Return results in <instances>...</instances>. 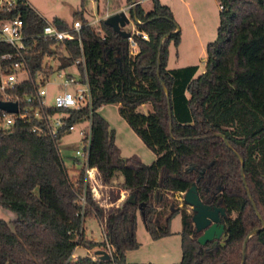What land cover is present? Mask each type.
<instances>
[{
	"label": "trees",
	"instance_id": "trees-1",
	"mask_svg": "<svg viewBox=\"0 0 264 264\" xmlns=\"http://www.w3.org/2000/svg\"><path fill=\"white\" fill-rule=\"evenodd\" d=\"M138 1L130 8L131 19L148 39L133 35L137 54L130 53L129 38L103 20L100 28L89 24L84 0L83 10L74 13L83 22L82 47L77 41L55 46L61 69L82 58L86 65L93 112L72 111L69 124L91 117L89 163L108 184L121 173L122 187L136 199L124 200L107 218L112 257H74L76 246L99 248L84 230L77 240L84 170L71 176L58 147L62 135L39 136L32 123L16 120L0 128V206L16 215L11 222L0 218V264H130L127 252L140 246L139 210L155 240L171 235L172 220L181 216L182 258L174 264H242L244 241L257 229L247 242L244 264H264V0H219L217 37L206 47V70L200 75L199 65L168 67L170 43L181 41L171 7L152 0L146 11ZM22 17L27 33L42 31L45 19L32 6L23 8ZM52 22L69 27L59 17ZM54 45L36 39L27 53L33 72ZM147 103L150 112L138 110ZM106 104H119L120 114L155 153L151 164L136 154L121 156L115 133L99 112ZM194 185L203 202L225 208L226 239L200 244L192 208L184 200L182 206L174 202L176 193Z\"/></svg>",
	"mask_w": 264,
	"mask_h": 264
},
{
	"label": "built area",
	"instance_id": "built-area-1",
	"mask_svg": "<svg viewBox=\"0 0 264 264\" xmlns=\"http://www.w3.org/2000/svg\"><path fill=\"white\" fill-rule=\"evenodd\" d=\"M27 5H30L27 0H0V100L15 102L18 106L16 113L0 109V128H7L16 120H24L32 123L33 133L56 139L69 132L76 124H69L72 111L88 108L90 116L93 112L91 84L83 58L67 67L75 68L79 78L66 74L65 83L60 85L71 90L56 95L53 104H49L47 100L49 79L56 70L52 63L59 61L58 68L61 69L55 46L65 44L67 41H77L82 47L83 22L76 19L69 24V27L61 29L44 18L45 25L42 31L38 34H29L26 32L22 17L23 8ZM134 34L148 39L147 33L138 29L135 33H131L129 41L132 55L139 51L133 38ZM37 38L53 42L55 45L51 52L44 55L41 68L33 72L27 63V53L32 49ZM80 63L83 64L82 70L78 67ZM81 121H87L88 126L80 131L82 149H78L74 156V165H80L84 170V188L77 194L82 217V227L77 240L80 239V233L85 231V220L89 218L86 212L93 209V218L100 216V226L104 236V245L96 250L107 252L111 258L114 248L107 239V218L120 208L123 201L128 198L129 191L116 184L106 183L99 168L89 163L92 120L91 117L83 116L79 122ZM182 193L184 196L185 193ZM78 247L76 246V249ZM91 257L93 260L99 258L95 251Z\"/></svg>",
	"mask_w": 264,
	"mask_h": 264
},
{
	"label": "rangeland",
	"instance_id": "rangeland-1",
	"mask_svg": "<svg viewBox=\"0 0 264 264\" xmlns=\"http://www.w3.org/2000/svg\"><path fill=\"white\" fill-rule=\"evenodd\" d=\"M28 3L45 19L52 21L59 17L67 23L79 19L74 13L82 9L83 0H27ZM138 2H141L140 0ZM163 4L171 7L176 23L181 30V41L178 46L174 42L169 46V68H180L189 65H199L197 75L206 70L207 52L206 47L217 37V30L220 25V3L219 0H161ZM84 16L92 25L100 28L101 21L109 16L124 11L130 18V23L123 29L135 33L137 26L131 19L130 8L134 2L128 0H84ZM142 5V4H141ZM153 7L152 0H144V8L150 11ZM56 70L50 76L48 84L49 104L54 103L56 95L70 91L69 87H61L65 83L66 74H72L79 78L75 68H58L59 61L52 63ZM61 74V75H60ZM150 104L141 105L138 110L143 113L151 111ZM99 112L108 121L109 127L115 133V142L119 147L121 156L128 158L134 154L138 155L143 162L151 164L155 159V153L130 127L119 111V104L103 105ZM88 126L87 121L76 123L73 128L64 134L58 141V147L63 156L70 174L74 177L81 171L80 165H74L75 152L82 149L80 131ZM175 202V197L173 198ZM176 204V203H175ZM190 208V207H189ZM191 210V208H190ZM93 209L89 218L85 220V237L87 240L97 242L98 247L104 245V236L100 226V216L93 218ZM0 218L11 222L16 218L14 212L0 206ZM93 218V219H92ZM182 227L180 216L175 217L171 223L172 234L152 239L148 233L141 211H138L137 239L139 248L127 252V262L130 264H174L179 263L182 258L181 237L179 230ZM98 249V248H96ZM87 250L80 245L74 251L75 256L93 254L96 250Z\"/></svg>",
	"mask_w": 264,
	"mask_h": 264
},
{
	"label": "water",
	"instance_id": "water-1",
	"mask_svg": "<svg viewBox=\"0 0 264 264\" xmlns=\"http://www.w3.org/2000/svg\"><path fill=\"white\" fill-rule=\"evenodd\" d=\"M134 3H137L136 0H133ZM130 18L127 16V14L124 11H121L119 13L113 14L106 18L104 20L105 24L113 28L116 32H119L122 34V36L129 38L131 37V33L124 30L123 28L127 26L130 23ZM168 36V35H167ZM167 94L168 91L165 88ZM168 102L170 100L168 99ZM0 109L5 110L10 113H16L18 111L17 103L15 102H6L0 100ZM169 115L172 117V110L171 107H169ZM221 136L225 143L231 148V145L229 141L226 139V137L223 134H217ZM241 162L244 164V160L241 157ZM243 173V179L244 183L246 184V180L244 177V169L242 168ZM249 195L251 197V194L249 192ZM128 201L136 202V199L133 195L128 196ZM186 204L190 206L194 212L193 214V223L198 232H201V235L198 237V242L202 245L206 244L209 241H214V243H217L220 239L224 240L227 237H225V224L222 222V217L225 216L226 210L224 207L221 206H212L209 203H205L201 200L198 191L197 186H192L189 190H187L184 194V199ZM251 201L255 207L254 201L251 197ZM256 208V207H255ZM257 214L259 217H261L260 213L257 211ZM264 228V226H263ZM259 229L254 230L251 232L244 241L243 246V263L245 260V253L247 249V242L249 238L254 234L257 233ZM95 254H97L101 259L108 260L110 259V255L103 251V250H96Z\"/></svg>",
	"mask_w": 264,
	"mask_h": 264
},
{
	"label": "crops",
	"instance_id": "crops-1",
	"mask_svg": "<svg viewBox=\"0 0 264 264\" xmlns=\"http://www.w3.org/2000/svg\"><path fill=\"white\" fill-rule=\"evenodd\" d=\"M141 2V4H142V6H143V8H144V0H140ZM145 9V8H144ZM79 10V9H78ZM155 158H156V155H155ZM155 160V159H154ZM123 182H124V177H123V175L121 174V173H117L116 174V176L112 179V182H111V184H116V185H118V186H120V187H122V184H123ZM183 193H176L175 194V202L176 203H178L180 206H182V203H183ZM189 211H190V209H189ZM178 216H180V215H177L176 217H178ZM180 218H181V216H180ZM93 219V218H92ZM181 230H182V227L180 228V230L178 231L179 232V235H180V237H181V234H180V232H181ZM96 251V250H95Z\"/></svg>",
	"mask_w": 264,
	"mask_h": 264
}]
</instances>
